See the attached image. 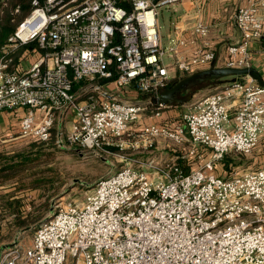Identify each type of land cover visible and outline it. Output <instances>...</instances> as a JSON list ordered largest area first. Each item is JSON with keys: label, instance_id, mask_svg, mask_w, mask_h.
I'll list each match as a JSON object with an SVG mask.
<instances>
[{"label": "built area", "instance_id": "2783aa9c", "mask_svg": "<svg viewBox=\"0 0 264 264\" xmlns=\"http://www.w3.org/2000/svg\"><path fill=\"white\" fill-rule=\"evenodd\" d=\"M181 1L31 0L0 56V111L22 109V137L48 142L56 118L72 107L65 141L61 130L55 135L59 146L110 154L149 149L163 138L186 149L164 165L152 160L109 172L83 202L58 199L30 246L7 248L0 264H67L68 257L74 264H264V167L214 172L227 152L246 155L257 147L264 88L242 76L163 122L140 120L159 117L167 106L121 98L120 90L130 88L155 95L213 61L201 20L192 27L195 37L178 34L163 46L158 7ZM232 17L239 36L226 48L225 66H248L264 17L254 1ZM27 45L40 55L24 67L13 54ZM108 82L116 94L105 89ZM200 148L210 158L183 172L178 159H201Z\"/></svg>", "mask_w": 264, "mask_h": 264}, {"label": "rangeland", "instance_id": "374dc122", "mask_svg": "<svg viewBox=\"0 0 264 264\" xmlns=\"http://www.w3.org/2000/svg\"><path fill=\"white\" fill-rule=\"evenodd\" d=\"M176 4L158 7V25L164 47L169 44L168 42L173 36V9ZM28 46L29 45L21 47L15 51L13 54L15 62L18 63L21 60H23L22 63L24 64L27 62H33L37 55H40V51L36 47L30 50ZM1 54L2 47H0V56ZM165 62L167 63L169 60L166 58ZM224 83V81H216L200 91H197L190 101L184 103V106H186L185 109H188L187 105L191 101H195L214 92L218 88V85ZM113 87V84L108 82L105 89L113 91ZM120 91L122 99H127L132 102L137 98L140 99V93L135 88H130V90L123 89ZM144 102L145 100H142L141 103L144 104ZM168 109L170 108H163L162 110L166 111ZM183 112L184 111L180 112V114ZM180 114H176L174 119H179ZM74 116L75 113L72 107L68 108L65 114L64 126L60 127L57 122V117L53 134L61 130L63 133L62 137L65 141L64 133L66 125L69 124ZM145 119L146 117L143 114L140 123H143ZM30 141L28 144L23 143L14 147V149L18 151L28 149L30 148V145L33 144V154H31L33 160L27 165L25 170L20 172L16 171L14 177L8 182V184H11V187H14L15 190L22 189L21 186H24L23 188H28L27 186H30L29 188L35 189L36 197L32 199L33 203L31 202V205H36L35 207H38L41 203H46V206L43 209V214L35 212L36 208L32 211L37 213L35 218L38 219L47 214V209L48 207L50 208L49 205H51L49 203L50 197L54 194H58V197H55L56 199L58 198L64 202L70 200L83 202L85 201L86 196L92 192L96 181L109 172L116 170L125 164H132L140 167L143 165L144 167L145 164L152 160L164 165L170 162L172 158L174 159V156L184 155L186 149L184 146L174 145L163 138H157L155 140V146L149 149L126 148L122 151L113 149L110 154L67 146L66 143L63 146L57 147L54 145L53 141L48 143ZM200 152H202L201 159L184 157L182 162H184L185 165L188 163L190 168L193 166H199L202 159L208 160L211 154L210 150L206 148H200ZM227 155L233 162L229 163L228 168L224 167L223 160L215 162V174L219 176H227L231 170L243 172L264 167V141H259V145H257V147L249 154L243 155L229 152ZM52 206H54V204ZM19 211L20 210H18L17 213H20ZM22 211L25 212L27 210L23 209ZM39 223L40 222H36L25 230L17 228L12 222H5L2 226L0 223V242L12 243L13 241H16L21 242L22 244H28L32 241L34 231ZM67 264H74V259L68 257Z\"/></svg>", "mask_w": 264, "mask_h": 264}, {"label": "crops", "instance_id": "0c3cea01", "mask_svg": "<svg viewBox=\"0 0 264 264\" xmlns=\"http://www.w3.org/2000/svg\"><path fill=\"white\" fill-rule=\"evenodd\" d=\"M250 1H254L256 3L258 14L264 17V0H182L181 2L177 3L173 9L174 18L172 22V37L178 34H181L186 38L195 37L192 27L197 20H201L208 26L209 30L206 39L209 41L210 47L213 49L215 56L209 65L198 69L207 68L214 61L217 66H225V60L227 58L226 48L229 44L235 42L239 36V33L233 22V13L237 7L247 5ZM28 47L30 49L31 46ZM247 61L248 66L254 67L264 80V33L260 39L251 42L248 49ZM30 63L32 62H27L25 64L23 63V66L28 67ZM224 84L218 85L217 87ZM112 90L113 91L108 90V93H117L115 87H113ZM133 102L141 103L142 100L137 98ZM192 102L193 101H191L187 107H189ZM166 108L170 109L166 111L162 110L159 117H146L143 123L163 122L166 119H174L176 114H180V112L186 110V106H184V104L178 106H167ZM67 110L68 109L58 116L57 122L60 124V126H64L65 114ZM22 114V109H16L14 111H0V155L15 152L17 150H15L14 147L17 145L23 143L28 144L30 140H34L30 137H22L19 133V124ZM72 120L73 118L69 124L66 125L65 132H67L70 128ZM259 141H264V135L261 136ZM11 179L0 180L1 226L5 222H13L15 216H20L21 218L35 217L37 213L32 212L35 210V208V212H40L39 214H43V209L46 206V203H41V205L38 207H35L36 205L32 206V199L36 197L35 189L28 187L15 190L14 187H11V184H8ZM57 195L58 194H54L50 197L49 203L51 205H49L50 208L48 207L47 209V214L43 215V217L39 219L37 218L36 222H42L52 214L53 211L51 209L54 208L52 205L58 200V198H55ZM23 209H26L28 212L22 211ZM18 210H20V213H17ZM28 227L22 229L25 230ZM12 243H14V241ZM12 243H4L3 241L0 242V259L3 255V251L14 245H11ZM31 243L32 241L28 244H22L21 242H16L15 244H17L19 247L25 248L30 246Z\"/></svg>", "mask_w": 264, "mask_h": 264}, {"label": "trees", "instance_id": "16d2710c", "mask_svg": "<svg viewBox=\"0 0 264 264\" xmlns=\"http://www.w3.org/2000/svg\"><path fill=\"white\" fill-rule=\"evenodd\" d=\"M17 9V10H16ZM31 9V0H0V47H2L6 41L7 37L14 31L17 24L28 15ZM242 76H229L225 78H219L213 80V82H229L234 79H240ZM176 78L173 81H171L167 87L173 86L179 79ZM78 84L74 85V89L76 90L78 88ZM220 87V86H219ZM149 97V95H140V99L146 100ZM155 107V106H154ZM54 132V128H53ZM56 133V132H55ZM52 133L51 139L48 141H53L54 145L59 147V145L56 143V134ZM32 142L39 143L40 141L32 140ZM48 142H40V143H48ZM32 144V143H31ZM32 145H30V148L24 149V150H18L12 153L8 154H1L0 155V180L5 179H11L14 177L15 172L25 170L27 168V165L33 160L31 158L32 153ZM234 152V151H229ZM227 152V153H229ZM227 153L223 157L224 167L228 168L229 163L233 162L227 155ZM237 153V152H235ZM240 154V153H237ZM183 158H179L178 162L181 166V169L183 172H188L190 170V165L184 162H182ZM24 186H21L23 188ZM30 187V186H27ZM54 190V189H52ZM37 218L32 217H25L21 218L20 216H15V219L13 220L12 224L16 226L19 229H24L34 223H36Z\"/></svg>", "mask_w": 264, "mask_h": 264}, {"label": "water", "instance_id": "95a60500", "mask_svg": "<svg viewBox=\"0 0 264 264\" xmlns=\"http://www.w3.org/2000/svg\"><path fill=\"white\" fill-rule=\"evenodd\" d=\"M229 76H248L249 78L253 79L259 86L264 88V80L254 67L217 66L214 61L207 68L198 69L187 75H184L173 86L161 88L157 94L148 97L145 100L144 105L146 107L182 105L190 101L197 91H200L201 89L214 83L213 80ZM51 210L53 211V208ZM50 216L51 215H49V217ZM15 243L16 241H14V243H12L11 245Z\"/></svg>", "mask_w": 264, "mask_h": 264}]
</instances>
